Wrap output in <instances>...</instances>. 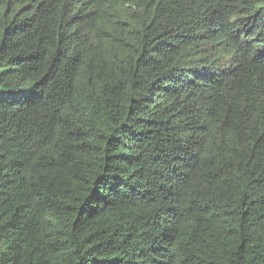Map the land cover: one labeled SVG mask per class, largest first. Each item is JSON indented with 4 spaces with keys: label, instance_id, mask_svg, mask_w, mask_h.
Listing matches in <instances>:
<instances>
[{
    "label": "trees",
    "instance_id": "trees-1",
    "mask_svg": "<svg viewBox=\"0 0 264 264\" xmlns=\"http://www.w3.org/2000/svg\"><path fill=\"white\" fill-rule=\"evenodd\" d=\"M0 264H264V0H0Z\"/></svg>",
    "mask_w": 264,
    "mask_h": 264
}]
</instances>
